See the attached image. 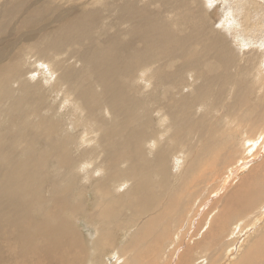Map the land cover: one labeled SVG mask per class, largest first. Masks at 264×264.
Instances as JSON below:
<instances>
[{
    "label": "bare ground",
    "instance_id": "6f19581e",
    "mask_svg": "<svg viewBox=\"0 0 264 264\" xmlns=\"http://www.w3.org/2000/svg\"><path fill=\"white\" fill-rule=\"evenodd\" d=\"M216 1L0 7V264H169L151 235L188 220L194 189L220 178L219 167L231 175L262 155L264 12L224 0L215 29ZM221 107L226 129L205 132ZM207 219L200 253L215 262L264 228V159ZM192 247L176 264H192ZM234 256L230 264H264V235Z\"/></svg>",
    "mask_w": 264,
    "mask_h": 264
},
{
    "label": "rangeland",
    "instance_id": "374dc122",
    "mask_svg": "<svg viewBox=\"0 0 264 264\" xmlns=\"http://www.w3.org/2000/svg\"><path fill=\"white\" fill-rule=\"evenodd\" d=\"M8 1L9 0H0V7H2V5ZM35 1L36 2L30 4V7H35L41 2V0H35ZM49 1L52 2V5H54V7H56L58 9V12H77V10H79L83 4L85 5V7L87 6V8H93V7L96 8V7L101 6V3L103 2V0H98L97 2H96V0H49ZM229 1H230L229 2L230 4L234 5V3L237 1H241V3H243L247 0H229ZM250 1H252V3H251L252 8L250 9L251 11L264 12V1H262V0H250ZM84 2L85 3L87 2V3L85 4ZM256 3L259 6L263 5L262 6L263 8L257 7L255 5ZM80 4H82V5H80ZM210 6H211V8H209V12H212L211 17H212L213 21L216 22V25L214 28L220 29V24H219L220 21L219 20L223 16V12H225L224 7L226 6V4H225L224 0H218L214 3H211L208 7H210ZM151 10L157 11V8L155 6H151ZM7 39H8V36L6 33V35L3 36L2 40L7 41ZM12 41H13V39L10 42L7 41V43H5L4 46L11 44ZM231 45L233 47L235 46L234 48H236L238 50V52L239 51L240 52H243V51L246 52L245 50H248V48L244 47L242 42L237 38L235 39L234 45L232 43H231ZM26 64L32 65L31 62L26 63ZM44 68H39V71L47 72V70ZM35 70H36V68H35ZM36 73H37V70H36ZM38 79L40 80V82L43 81V79L41 77H39V75H37V80ZM42 85H43V83H42ZM51 85H52V82L49 83V87ZM48 89H50V88H48ZM50 100H51V95L48 93L47 94V101L50 102ZM61 107H62V104L60 105L59 108H61ZM60 114L61 113L59 112L58 115H60ZM223 114H224V107L218 108V112L212 113L210 116L216 118V120L209 122V126L205 127V132L212 130V127L216 124H217V126H216L217 130L221 131V130L226 129V127L224 125L225 122H223V119L220 120L221 118H223ZM224 118H225V116H224ZM229 126H230V124H229ZM90 139H91L90 136H88V137H86L85 141H90ZM193 143H194V140H193ZM231 143H234L233 138H232ZM252 153H254V152H252ZM237 158H238V156L236 155V157H234V159H233L232 164L235 162V160ZM263 159H264V151H263L262 155H254V158H253V160H251V162H250L249 158L246 159V157H245L243 159L244 163H243V161L241 162L242 166H241V164L237 165V167L235 169H233L234 172L232 170L233 174H231V175H228L227 170L221 169L219 167V170L217 172H214V174L216 173L215 176L220 177V178H218L215 182H211L210 180H208L206 182L207 184L203 183L198 188L194 189V191L199 190L200 192H198L199 194L197 193L193 196L192 204L190 207V213L188 215L189 219L187 220V218H186V220L183 219L180 223L173 224L169 228V231L166 235H162L161 231L158 233H153L151 235L154 239L158 238L157 235L161 236V238H160L161 242L159 243L160 259L163 258V261H167L169 264H176V261L179 257V254L184 253L186 251L185 249L187 246L192 247L194 245L197 246V249L195 247H192L190 249L189 253L187 254V256L190 259V262H192V264H230V262H232L231 259H233V257L231 258V256H233L235 254L234 257L237 258L240 255L245 254V252L248 250L250 244L255 242L256 240H258L262 235H264V228L260 231H258L259 229L257 231H250V232L247 231L248 233L246 235L241 236V238L236 237L237 240L235 241L234 245H237V247L239 246L238 249L236 250V252L233 249V251H232L233 255H231L230 257L227 258V257L223 256V250H222L221 254L218 256V260L215 262V261H212V259L211 260L209 259L210 258L209 254L207 256H205L204 254L202 255V253H200L201 251H203L201 249L202 245L206 242L205 237H204L205 233H204V230L201 229V227L203 226V223H204L205 218L207 216H208V219L210 220V218L212 216L216 215L218 208L220 209V205L223 204V200H225L226 196L229 195L230 192L235 188V185L238 184V181L240 182V180L244 176L247 175L248 170L251 167L258 165L261 161H263ZM243 166H246V167H243ZM245 168H246V170H245ZM240 171H242V172H240ZM223 174H225V175L227 174V175L224 176ZM211 175H213V172H211L209 174V176H211ZM209 182H211V183H209ZM203 188H204V190H203ZM207 188L209 189V192H208ZM202 193H204V194H202ZM200 200L202 201V203ZM196 201H197V203H195ZM214 204H217L218 208L215 209V211H212V209L214 208L213 207ZM184 220H185V222H184ZM117 221H121V220L119 219ZM145 221H146V219L144 220V222L139 227H141L145 223ZM208 221H206V223ZM182 224H183V228L181 230L184 232L183 233L184 239L180 238V240H179L180 242L178 245H176L178 242L176 240L172 245L173 247L172 246L169 247V245L172 241V236H173L174 232L179 230V228ZM261 224L262 223L258 224L259 226L253 228V230L260 227ZM137 225L138 224H136V226ZM121 227H122V229H126V227H123L122 221H121L120 229H121ZM204 229H205V227H204ZM81 231L83 233V236L86 239L92 240V236L90 233L91 232L93 233L94 231L91 230V232H90L85 227V225H83V221H82ZM201 232H202V234H201ZM89 236H91V237L89 238ZM165 248H166L167 253H169V252H173V253L166 255V252H164ZM223 248H225V244H224ZM196 254H199V255H196ZM128 255H129V252H125L121 255V257L123 259H126V256H128ZM222 258H224V259H222ZM223 261H224V263H223Z\"/></svg>",
    "mask_w": 264,
    "mask_h": 264
}]
</instances>
